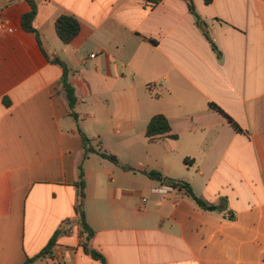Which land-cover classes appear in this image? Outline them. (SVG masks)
<instances>
[{
  "label": "crops",
  "instance_id": "crops-1",
  "mask_svg": "<svg viewBox=\"0 0 264 264\" xmlns=\"http://www.w3.org/2000/svg\"><path fill=\"white\" fill-rule=\"evenodd\" d=\"M34 1L39 38L22 27L26 0H0V264H101L75 211L79 130L142 143L157 113L176 137L148 159L83 160L88 246L107 264H264V0ZM59 15L80 24L67 44ZM48 56L70 69L77 120ZM145 169L207 206L182 188L161 200Z\"/></svg>",
  "mask_w": 264,
  "mask_h": 264
},
{
  "label": "trees",
  "instance_id": "trees-1",
  "mask_svg": "<svg viewBox=\"0 0 264 264\" xmlns=\"http://www.w3.org/2000/svg\"><path fill=\"white\" fill-rule=\"evenodd\" d=\"M30 6L31 10L21 17V24L25 31L34 33L37 38L38 32L33 26V20L35 18V14L37 11V6L34 0H26ZM80 30V24L79 21L71 15H59L55 20V31L59 39L62 43L67 44L69 43L79 32ZM153 42L152 40H149ZM48 59L50 62L54 64H58L62 68V75L59 80V92L64 94V98L66 100V104L69 110L70 115L77 120L78 119V113L76 111V105L78 102V98L76 95V91L74 86L72 85L71 81L69 80V71L70 69L66 65V63L61 60L57 56L49 57ZM210 107L219 112L223 115V117L226 119L227 123L236 131H241V127L238 125L237 122H235L229 115H227L225 112H223L220 107H218L215 104H210ZM80 135L83 140V147H82V157L81 161L77 165V180L74 182V185L77 188V201L75 205V211L77 215L79 216V222L82 228L83 233H86V240L83 243L84 251L89 254L92 258L99 260L101 264H107L103 255L98 252L97 250L90 248L87 244V242L91 239V237L94 235V230L88 225L86 221L85 212L83 209L84 206V200H85V180H84V169L82 162L85 158H87L90 154H97L100 157L107 159L111 161L114 164L119 165L118 158L111 153H108L102 149H97L93 146L92 139L87 137L81 130H79ZM145 137L149 142H156L163 137H171L175 138L176 135L171 133V126L169 123L168 118L162 114L157 113L154 114L148 121L146 125L145 130ZM189 158L185 157L184 162H188ZM193 160V159H190ZM143 174H145L150 179L159 181L161 184H169L173 186L174 188H182L185 190V193L193 198L196 203L201 207H206L207 202L201 199L200 197L196 196L193 189L191 188L190 184L183 180H177L173 179L167 176H164L161 172L157 170H143ZM223 201H226L225 198H222ZM58 234V231L52 236V238L48 241L46 246L38 253L37 257L45 256L50 252L52 247L55 244L56 236ZM30 261H26L24 264L28 263Z\"/></svg>",
  "mask_w": 264,
  "mask_h": 264
},
{
  "label": "rangeland",
  "instance_id": "rangeland-1",
  "mask_svg": "<svg viewBox=\"0 0 264 264\" xmlns=\"http://www.w3.org/2000/svg\"><path fill=\"white\" fill-rule=\"evenodd\" d=\"M108 136L103 143L99 142V138L96 136L92 138V144L97 149H102L108 153L114 154L119 160V166L127 169L130 164H134L136 153L138 156H145L147 159L149 158L146 153L153 148V143L148 142L145 138L142 143H134L127 140L125 143H121L118 136L123 135L122 132L111 131L107 133ZM94 159H100L98 156H94ZM93 162H91V165ZM118 167L119 169H121Z\"/></svg>",
  "mask_w": 264,
  "mask_h": 264
},
{
  "label": "built area",
  "instance_id": "built-area-1",
  "mask_svg": "<svg viewBox=\"0 0 264 264\" xmlns=\"http://www.w3.org/2000/svg\"><path fill=\"white\" fill-rule=\"evenodd\" d=\"M172 190H173V186L169 184H161L159 187L153 189L154 192L159 194V198L161 200H163L166 197V195Z\"/></svg>",
  "mask_w": 264,
  "mask_h": 264
},
{
  "label": "water",
  "instance_id": "water-1",
  "mask_svg": "<svg viewBox=\"0 0 264 264\" xmlns=\"http://www.w3.org/2000/svg\"><path fill=\"white\" fill-rule=\"evenodd\" d=\"M211 209H213V207H210Z\"/></svg>",
  "mask_w": 264,
  "mask_h": 264
}]
</instances>
